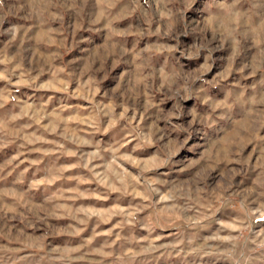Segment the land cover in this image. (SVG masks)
<instances>
[{
  "label": "rangeland",
  "instance_id": "obj_1",
  "mask_svg": "<svg viewBox=\"0 0 264 264\" xmlns=\"http://www.w3.org/2000/svg\"><path fill=\"white\" fill-rule=\"evenodd\" d=\"M0 264H264V0H0Z\"/></svg>",
  "mask_w": 264,
  "mask_h": 264
}]
</instances>
